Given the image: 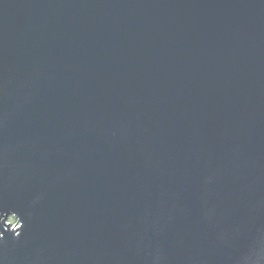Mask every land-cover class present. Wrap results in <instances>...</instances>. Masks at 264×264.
I'll return each mask as SVG.
<instances>
[{"label":"water","instance_id":"obj_1","mask_svg":"<svg viewBox=\"0 0 264 264\" xmlns=\"http://www.w3.org/2000/svg\"><path fill=\"white\" fill-rule=\"evenodd\" d=\"M0 264H264V0H0Z\"/></svg>","mask_w":264,"mask_h":264}]
</instances>
